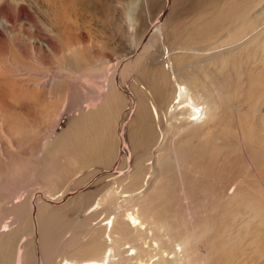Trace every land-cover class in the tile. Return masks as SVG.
<instances>
[{"label": "rangeland", "instance_id": "rangeland-1", "mask_svg": "<svg viewBox=\"0 0 264 264\" xmlns=\"http://www.w3.org/2000/svg\"><path fill=\"white\" fill-rule=\"evenodd\" d=\"M132 1L0 0V260L16 232L9 264H57L59 255L88 253L86 236L98 226L100 213L112 211L115 186L132 191L142 185L143 177L134 183L131 172L143 152L132 148L128 133L138 85L151 77L134 63L158 46V38L149 39L160 29L166 45L183 37L182 48L203 68L214 61L203 85L234 115L227 138L213 139L212 147L203 143L202 155L184 170L195 186L189 201L175 171L154 174L134 198L152 208L150 221L163 223L165 234L191 236L194 248H183L174 264H264V0L139 2L131 26ZM96 105L100 112L91 109ZM77 113L114 117L112 127L102 125L95 137L106 146L112 142L115 162L89 170L97 171L87 179L86 164L76 170L75 155L86 156L88 148L78 142H88V127L78 130L82 124L76 121L63 128ZM170 148L166 143L162 152ZM101 175H108L96 185L103 209L88 214L85 192ZM35 181L63 195L52 199L49 188ZM25 199L30 209L20 206ZM18 203L27 209L20 217ZM163 245L171 252L164 258L173 260L174 242Z\"/></svg>", "mask_w": 264, "mask_h": 264}, {"label": "bare ground", "instance_id": "bare-ground-1", "mask_svg": "<svg viewBox=\"0 0 264 264\" xmlns=\"http://www.w3.org/2000/svg\"><path fill=\"white\" fill-rule=\"evenodd\" d=\"M135 1L134 4L132 1V5L128 9L131 26L136 24V10L139 2H144L145 5L146 2L154 0ZM161 2L162 0H159L160 5ZM156 32V35L149 39V43L152 40L155 43V38H158V46L155 49L148 47L149 51L147 50L145 55L142 54L138 57L134 63L136 71L143 72L146 77L149 76L151 79H146L138 85L136 109L131 120L132 125L129 127L130 129L128 128L132 148L134 150L140 149L143 152L142 155L135 158L136 166L131 172V178L136 183L143 177V183L141 186H136V189L132 191H124L123 185H116L117 187L115 186L111 195V202L115 196L117 197L115 205L111 207L112 211L104 214L101 210L103 214L100 213L99 215L101 217L97 221L98 226L94 232H90L86 236L84 246L87 247L86 252L88 253L85 252L86 254L79 257L68 253L59 255L56 259L57 264H119V249L122 251V264H174L182 256L183 248L188 252L194 248L189 234H184L182 231L175 234L180 241L177 237L165 234L163 223L150 221L153 217L152 208H146L141 198L134 197L146 189L154 174L160 173L167 176L175 171L181 179L183 198L189 201L190 189L195 186L190 184L187 179L188 174L186 176L184 170L194 166L195 159L202 155L203 143L210 141L212 147L216 145L213 139L220 138L223 141L227 138L226 129L234 114L233 111L226 112L225 104L219 100L215 92H207L203 85L204 73L214 61H209L203 68L199 64L200 61L192 60L191 53L182 48L183 37L178 38L176 43L169 46L164 43L166 38L161 30L157 29ZM134 37L133 40L137 42V36ZM210 60H214V57H211ZM109 84H112V81ZM103 90L107 91L108 88ZM98 101L97 105L100 104L101 97ZM98 111L100 112L99 109ZM166 143L171 146L170 152L163 153L162 147ZM147 148H151L150 157H143L147 153ZM157 150L159 151L157 152ZM192 170L195 171V168ZM114 178L120 180L123 177L113 176ZM34 185L42 189L48 190L49 188L47 192L52 199L63 195L61 193V195L52 194L49 183L35 181ZM103 200L104 196L99 194L94 202L86 208V212L90 214L103 209ZM128 200L131 201L129 205L126 204ZM25 201L20 206L26 207L28 205L26 208L30 209L29 201L27 202V199ZM18 206L19 203L17 205V212L19 211V213L16 212V214L17 217H20L22 215L20 211L23 208ZM27 209L24 208V212ZM190 210L189 202H187L185 215L187 214L191 219ZM190 223L192 224V221H189ZM152 224H155V228ZM155 230L158 231L155 232ZM17 234V232L14 233L5 243L7 248L0 264H9L13 259L12 254L9 258L8 255L11 251L13 252V240ZM166 240L174 242L171 258L173 260L171 261L164 258L165 255L169 257L171 254L164 249L163 244ZM154 251L156 252L153 253Z\"/></svg>", "mask_w": 264, "mask_h": 264}, {"label": "crops", "instance_id": "crops-1", "mask_svg": "<svg viewBox=\"0 0 264 264\" xmlns=\"http://www.w3.org/2000/svg\"><path fill=\"white\" fill-rule=\"evenodd\" d=\"M96 106H92L91 109L98 110L99 107H96ZM110 113L103 114V115L96 114V113H88V114H85L84 117H82L81 113H77V114L71 116V118H68L65 122L64 127H63L65 129V128H67L68 123L76 122V121L78 122V124L79 123L82 124L81 126H78L79 127L78 130L85 131L84 128L88 127V129L86 130L88 132H86V131L85 132L89 133L91 135L90 139L88 140V142H85L84 144L78 142V144H80L79 147H81V148L87 147L88 148L87 153H84L86 156H81L82 152L76 153L77 155H75V157L78 158L75 161L76 170L78 168H83L84 164H86L84 168L88 172L85 173L84 179L89 178L93 173H95L97 171V170H93L90 172L89 170H92L94 168L109 167L111 163L115 162L116 157L112 152V151H114L113 150L114 146H113L112 142H109L108 145L106 146V145H103V143H101V141L98 137H95V135L99 134V132H101L103 130L102 125H104L108 129H110L112 127L111 125H112V123H114V117H113V114H110ZM108 147H110V148H108ZM79 164H81V165L79 166ZM106 176H108V175L99 176L93 182V184H91L90 187L86 190L85 194L88 197V201H89L88 204L89 205L92 204L94 202V200L96 199V197L101 193L102 190L96 188V185L101 179H104ZM80 177H82V176L80 175V176L76 177V179H78Z\"/></svg>", "mask_w": 264, "mask_h": 264}]
</instances>
